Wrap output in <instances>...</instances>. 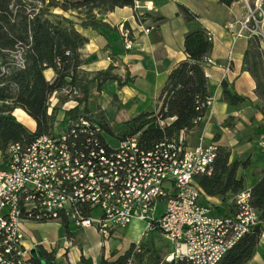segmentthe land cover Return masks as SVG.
<instances>
[{"label":"trees","instance_id":"trees-1","mask_svg":"<svg viewBox=\"0 0 264 264\" xmlns=\"http://www.w3.org/2000/svg\"><path fill=\"white\" fill-rule=\"evenodd\" d=\"M138 1L143 0H0V158L7 156L12 144L26 145L42 134L68 133L73 125L82 121H88L92 128L99 127L103 142L106 137L116 141L137 136L147 149L161 142L178 140L181 135L201 127L210 107L208 100L213 97L206 75V59L213 51L214 42L207 29L198 23L199 15L183 3H178V14L188 23L197 25L185 35L187 58L169 72L157 97L158 110H143L127 120L111 123L103 113L92 118L86 109H81L94 89L102 91L110 81L122 87L132 78L129 70L125 76L116 72L114 56L107 69L86 71L83 66L87 59L82 50L89 38L79 27H109L100 16L126 6L134 8L136 18L142 23L150 20L159 27L166 20L165 16L138 8ZM219 1L229 6L238 0ZM53 8L72 11L74 16L55 13ZM125 26L129 28L128 23ZM263 43L261 36L248 39L244 67L255 79V93L260 100L255 107L264 116ZM47 70L53 71L52 79L47 77ZM222 89V100L235 107L249 102L247 97L235 93L226 80L222 82ZM60 92L80 94L75 99L76 105L65 110L57 129L56 109L50 111V100ZM67 101L64 98L62 102ZM16 108L23 109L35 121L34 131L17 118ZM231 155L229 147L218 145L212 173L197 175L195 179L202 198L219 214L230 213L234 196L247 188L245 177L239 175V171L250 166V158H232ZM258 174L260 178L251 188V203L259 214L260 223L217 264H248L263 236L264 169ZM215 196L222 198L221 204L208 200ZM63 226L69 230L68 222ZM39 251L45 264H55L53 251L49 252L42 245ZM168 254L153 240L142 239L132 243L122 254L113 251L110 257L101 255L97 264H195L186 257L167 260ZM36 264H42L41 260ZM79 264H93V261L82 256Z\"/></svg>","mask_w":264,"mask_h":264},{"label":"built area","instance_id":"built-area-1","mask_svg":"<svg viewBox=\"0 0 264 264\" xmlns=\"http://www.w3.org/2000/svg\"><path fill=\"white\" fill-rule=\"evenodd\" d=\"M244 2V18L226 25L234 43L264 38V0ZM119 29L126 48H131V30L124 23ZM206 64L216 62L208 57ZM212 103L213 97L208 105ZM100 132L82 121L68 133L12 144L0 158V264H36L40 259L41 242L26 244L24 224L30 221L94 227L109 239L139 219L170 242L167 260L186 257L195 264H217L260 223L251 188L234 196V210L228 214L216 213L203 201L195 179L212 173L217 144L191 146L181 135L147 149L137 136L116 141L106 137L103 142ZM158 201L166 204L159 219L154 213ZM55 264H60L56 257Z\"/></svg>","mask_w":264,"mask_h":264},{"label":"crops","instance_id":"crops-1","mask_svg":"<svg viewBox=\"0 0 264 264\" xmlns=\"http://www.w3.org/2000/svg\"><path fill=\"white\" fill-rule=\"evenodd\" d=\"M178 3H183L196 12L199 15L198 23L213 36L214 48L209 57L216 62L215 65L208 64L206 66V72L211 74L208 80L213 103L203 118L201 127L186 134L187 141L191 146L199 143L227 146L231 150L232 158L249 157L250 166L247 169H241L239 175L245 177L247 188H252L260 178L258 173L264 169V146L262 145L264 116L255 107L260 103L255 93V79L244 67V54L248 47V38H240L234 43L232 34L226 28L227 23L241 21L244 18L246 14L244 0H238L229 6L222 4L219 0L138 1L141 10L166 17L159 27L148 20L142 23L144 28L137 22L133 7H118L113 12L100 16L109 24V27L94 29L78 26L79 30L89 38V42L82 50L87 59L83 68L89 72L107 69L113 62L114 56V64L122 66L118 73L123 75V70L125 72L129 70L132 78L127 85L122 87L113 81L119 88V92L124 93L130 99H137L139 104H146L147 100H143L139 96V92H159L173 67L187 58L184 47L185 35L197 23L190 24L181 14H178ZM121 23H128L132 33L133 42L129 49L126 48L119 29ZM114 32H117L119 37L114 36ZM119 40L122 42L119 43ZM122 43L124 50L119 46ZM230 54H232V59L229 58ZM46 75L52 79L54 73L52 70H47ZM224 80L228 81L235 93L247 97L249 105L235 107L223 101L222 82ZM144 106L147 107V105ZM229 117L233 118L231 127L225 126V121ZM243 137L246 139L243 140ZM251 137L254 139L250 140ZM208 200L216 205L222 203L221 197H209ZM203 201L207 203L204 199ZM233 210L234 206L231 212ZM71 225L73 224L68 226L70 231ZM262 230L263 236L248 264H264V222H262ZM40 241V245L48 251L53 250L56 244V241ZM48 243L53 245L52 249ZM71 243L72 241H67L65 243L67 245L61 248L60 253H56V256L62 257L66 264H79L82 256L91 258L93 264H97L101 255L110 257L113 252L111 250L109 253V249L105 246L92 250L91 255H86L81 251V255L77 256L73 262L70 257L69 245ZM117 251L119 254L124 253L119 249Z\"/></svg>","mask_w":264,"mask_h":264},{"label":"rangeland","instance_id":"rangeland-1","mask_svg":"<svg viewBox=\"0 0 264 264\" xmlns=\"http://www.w3.org/2000/svg\"><path fill=\"white\" fill-rule=\"evenodd\" d=\"M53 12L58 14H63L69 17H73L72 11L65 12L59 8H53ZM114 36H118L117 32H114ZM122 41L119 40V43ZM124 50V45L119 44ZM121 64L118 66L116 72L121 70ZM124 68V67H123ZM125 70H123V75L125 76ZM94 89L88 100L81 104V109H86L87 114L92 118H97L100 114H105L107 119L111 123L120 122L131 118L132 116L138 114L143 110H158L157 108V95L159 92H139L140 97L144 100H147L146 104H139V101L135 98H129L124 93L119 92V88L114 84L113 81L107 82L102 91L95 92ZM142 93V95H141ZM77 93H71L68 95L66 92H60L51 97L50 100V111L56 109V122L55 126L59 129V124L64 116L65 110L76 105L75 99ZM68 100L66 103L62 102L63 99ZM156 98V99H155ZM141 99V100H142ZM154 100L153 104L151 102ZM151 104L150 106H148ZM144 105H147L145 107ZM249 105V103L245 104ZM244 106V105H243ZM14 114L17 118L23 122L31 131L35 130V121L21 108H16ZM231 118V120H230ZM232 117H229L225 121V124L229 127L232 126ZM246 137H243V140ZM253 140L254 137H251L250 140ZM166 212V204L163 201H158L155 206V216L159 219L162 214ZM94 214H98V211H95ZM29 223V224H27ZM31 223V224H30ZM59 224V226H58ZM37 228H34V227ZM71 231L66 230L64 226L59 222H50V223H40L35 221L25 222L24 232L26 235V244L27 247H32L34 242H41L40 240H45L47 242L56 241V244L53 247V252L55 253L56 261L60 264H66L62 257L56 256L57 252L60 253L61 248L65 243L71 242L70 246V257L74 262V259L77 256L81 255L83 251L86 255H91L92 250L101 249L105 246L111 250H122L125 252L130 248L132 243L139 242L142 239L153 240L157 247L162 248L165 252L172 251V246L170 242L164 237L163 233L160 230L147 229V222L139 219H134L128 227L120 229L116 232V235L109 239H104L103 235L94 227L87 229L79 228L78 226L71 225ZM44 242V241H43ZM48 246L51 248L50 243ZM53 246V245H52ZM66 255V253H64ZM68 259V258H67ZM91 259V258H90ZM41 263L45 264L46 260L43 257H40ZM92 260V259H91Z\"/></svg>","mask_w":264,"mask_h":264},{"label":"water","instance_id":"water-1","mask_svg":"<svg viewBox=\"0 0 264 264\" xmlns=\"http://www.w3.org/2000/svg\"><path fill=\"white\" fill-rule=\"evenodd\" d=\"M32 255H33L34 257H37V256H38V253H37V250H36V249H33V250H32Z\"/></svg>","mask_w":264,"mask_h":264}]
</instances>
